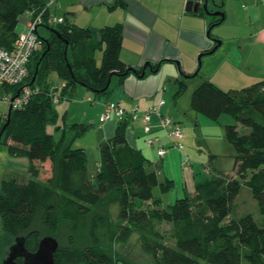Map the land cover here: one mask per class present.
<instances>
[{
  "label": "trees",
  "instance_id": "obj_1",
  "mask_svg": "<svg viewBox=\"0 0 264 264\" xmlns=\"http://www.w3.org/2000/svg\"><path fill=\"white\" fill-rule=\"evenodd\" d=\"M47 1L0 0V48L12 47L21 16L32 18L44 9L36 26L42 45L31 54L25 79L33 92L25 105L11 109L6 124L7 111L0 112V145L10 155L25 156L30 173L26 183L10 179L3 184L8 196L7 200L0 196L5 233L26 232L27 246L34 250L39 239L30 228L40 213L53 235L62 224L75 231L86 229L83 243L58 247L55 264H131L110 243L123 242L133 232L152 264H264V222L255 218L264 215V81L222 90L205 79L191 92V108L197 113L214 120L222 114L234 119L235 123L225 125V137L235 150V175L211 176L196 183L192 193L162 206L153 189L166 193L173 183L159 181L151 161L129 145L127 121H117L113 134L99 145L100 160L93 174L87 172L85 150L72 146L87 126L67 123L63 115L56 123L59 111L51 99L52 74L65 83L60 101L70 98L77 86L92 91L94 100L108 101L128 75L141 72L142 66L119 58L122 24L104 25L96 34L63 16L62 22L48 23L53 14ZM220 11L218 15L200 11L208 29L224 20ZM97 50L101 51L98 64ZM160 63H150L144 76L157 71ZM184 86L182 80L178 82L174 97ZM20 87L0 90L16 94ZM49 124H54L53 133L47 131ZM237 124L249 131L240 133ZM46 161L50 174L42 179L39 165ZM243 186L249 188L255 208L235 215L234 200ZM111 206L116 207L114 223ZM158 224L169 229L160 230Z\"/></svg>",
  "mask_w": 264,
  "mask_h": 264
},
{
  "label": "rangeland",
  "instance_id": "obj_2",
  "mask_svg": "<svg viewBox=\"0 0 264 264\" xmlns=\"http://www.w3.org/2000/svg\"><path fill=\"white\" fill-rule=\"evenodd\" d=\"M212 2H214V6L217 3L223 4L222 7L226 18L220 23V28L224 30L226 36H232L233 38L227 37L214 52L203 54L200 57L199 68L195 75L189 78L180 77L185 86L177 98L172 96L178 88V83L172 79V75L175 74H164L167 79L164 86L165 90H162L164 93L161 96L167 101L168 107L174 108L173 111L175 113L180 110L179 115L181 118L179 119L183 132L182 141L190 155L191 167L194 166V182H192V178H189L188 182V185L192 186L194 183L204 181L211 176L221 174L235 175V150L226 140L225 125L227 122L224 119L228 118L234 123L235 121L228 114H222L218 119L214 120L203 114L196 113L191 108V92L201 83L202 77L217 79L225 90L229 88L239 90L255 81H264V38L261 40L258 38L260 31L264 30V0H210L209 4L211 5ZM236 7L239 8V18H237ZM97 11V7L85 8L80 0H53L50 3V12L53 15L56 17L63 16L71 23L83 27L96 25L97 18H101V13H97ZM22 26L23 24L20 21L17 30H21ZM23 29H26V27ZM210 33L213 34L211 29ZM213 38L215 37L213 36ZM96 61L99 63L100 59L96 57ZM51 78L54 82H57L56 84L59 85L61 83L54 74L51 75ZM173 86H175L174 89ZM80 88L82 89L75 90L70 98L63 99L56 104L59 111L56 123L61 121V115L64 113L67 123H82L87 126L83 134L75 138L74 145L85 149L87 172L92 174L100 160L99 145L104 140L102 139L104 129L102 128V123L98 122L103 101H91L90 99L94 97L93 93L91 91L86 92L85 90L87 89L83 87ZM3 91L0 90V98L3 95ZM8 106V102L0 100V112H6ZM169 115L176 117L173 113ZM111 120L115 121V119ZM111 120L108 122H111ZM53 128L54 124H49L47 131L53 133ZM237 129L240 133L249 131L248 127L241 124H237ZM55 137L57 138V133H55ZM39 168L40 178L44 179L49 176V161L40 164ZM183 173L185 174V171ZM29 177L27 158L25 156L10 155L0 145V196L3 197V200L8 199V196L3 191L4 182L13 179L17 183H26ZM164 177L162 173L157 175L160 181H164ZM184 179H186L185 175ZM153 194L161 196L162 206L171 203L177 197H181L178 189L175 188L169 192L160 193L156 187L153 189ZM254 208L255 201L251 196V192L249 188L243 186L234 200L233 214L240 215ZM115 213L116 207L111 206L110 216L112 223L116 220ZM255 218L258 222H264V215L256 214ZM157 226L160 230L169 229L167 224H158ZM31 231L37 233L38 239L52 235L56 238L59 249L83 243L87 233L86 229L79 228L75 231L70 228L69 224H62L58 227V234L53 235L43 224L41 213L35 217L30 228ZM18 235L27 236V233L23 232ZM13 241L14 236L5 233L3 219L0 215V259L5 257V253ZM110 247L120 258H124L131 264H152L151 257L142 249L138 235L135 232L131 233L123 242L110 243Z\"/></svg>",
  "mask_w": 264,
  "mask_h": 264
},
{
  "label": "crops",
  "instance_id": "obj_3",
  "mask_svg": "<svg viewBox=\"0 0 264 264\" xmlns=\"http://www.w3.org/2000/svg\"><path fill=\"white\" fill-rule=\"evenodd\" d=\"M80 1L85 8L97 7V13H101V18H97V23L95 26H86L96 34L98 30L104 25H112L115 23L122 24V36L119 50V58L122 62L132 66L141 67L145 62L154 63L161 61L158 70L155 72H147L143 77H139L134 73L128 75L123 83L117 86L116 89L110 94V99H120L126 108L138 106V113L126 129V139L129 145L139 149L142 154L151 161V167L156 168L157 175L162 173L165 176V179L172 181L173 187L169 191L174 188L178 189L181 196L192 193L195 184L201 181L194 183L193 186L188 185L189 178H192V182H194L195 179L193 176L194 166L191 168H186L181 164L185 156H190L188 151L185 149L184 144L181 150L174 147L168 148L162 157L157 156L155 147L148 146L146 143L147 135H145L143 132L141 115L143 111L156 104L159 99H163L161 98L162 94L164 93L162 90H165L164 86L167 79L164 74H175L172 75V79L177 83L182 80L180 77H184L183 74H196L199 68L198 56L201 53L208 54L206 52L216 44V40L219 39L221 45L227 37H233L228 35L226 36L224 30L220 28V23L208 29V21L204 14L200 12L201 10L204 11L201 7L203 0H194L200 2V7L196 11H187L185 9L187 0ZM209 1L210 0L207 1V5L210 11L224 10L222 3L221 7H218V3L214 6V2H212L211 7ZM236 14L237 18H239L238 7H236ZM225 18L226 15L224 12V20ZM20 21L22 22L23 26L21 30H18L19 32L24 30L23 28L26 27L28 17L21 16L19 18V22ZM210 29L213 31V34L210 33ZM213 36L217 39L213 38ZM258 38L260 40L264 38V30L260 31ZM94 55L95 60L96 57L100 59L101 51L97 50ZM205 79L210 80L217 87L225 90L217 79H213V77L212 79L211 77H202L201 80L203 81ZM53 83L58 85L56 84L57 82L53 81ZM80 87L85 88L84 86H77L75 90L82 89ZM174 87L175 86H173V89ZM85 91L87 92L90 90L87 89ZM175 92L172 95L173 97ZM177 97L178 96L174 98ZM90 100L96 101L92 98ZM163 100L164 104L160 107V112L163 115H167L169 117H171L169 114H175L176 117L172 116L171 118L180 125V110H177L175 113L173 111L174 108L168 107L167 101L165 99ZM98 101H103L104 105L105 99L99 98ZM101 112H99V115ZM62 115L61 117L63 121L67 122L65 119V114L62 113ZM198 119L201 120L199 117ZM224 120L227 122V124L233 123V121L231 122L228 118H225ZM108 121L102 123V128L104 130L102 135L103 137H101L104 140L113 134L117 124L116 120H111V122ZM151 123L153 127L151 128L150 136L158 137L160 139V143L166 142L164 133L156 126L157 118L155 115L151 116ZM179 140L183 143L182 138ZM74 141L72 146L75 147L76 145H74ZM204 170L207 171L206 168H204ZM183 171H185V174ZM183 174L185 175L186 179H184Z\"/></svg>",
  "mask_w": 264,
  "mask_h": 264
},
{
  "label": "built area",
  "instance_id": "obj_4",
  "mask_svg": "<svg viewBox=\"0 0 264 264\" xmlns=\"http://www.w3.org/2000/svg\"><path fill=\"white\" fill-rule=\"evenodd\" d=\"M52 1L48 0L47 6H50ZM43 11L44 9L32 18L28 17L26 29L18 33L10 49L0 48V88L21 84L16 94L3 92L0 98V100L8 102L11 105V109L20 108L25 105L33 92V89L25 84V79L28 76L27 65L30 56L35 50L41 48L42 45V39L36 33V26L41 23ZM62 21L63 18L61 16H50L47 18L48 23ZM64 85L65 83L61 82L53 88L55 90L51 94L53 103L56 104L60 101L59 92ZM163 104L164 100L159 99L156 104L143 111L141 115L143 132L147 135L146 143L148 146L155 147L156 154L159 157H162L168 148L174 147L179 150L183 148V143L179 140L183 136L182 129L171 117L163 115L160 112V107ZM138 111V106L126 108L120 99H110L104 102V109L100 113L98 120L100 123H104L110 119H115L116 121H127L130 124ZM152 115H155L157 118V128L161 129L164 133V137L166 138V142L164 143H160L158 137L150 136L151 128L153 127L151 123ZM181 164L183 167L191 168L192 162L188 156H185Z\"/></svg>",
  "mask_w": 264,
  "mask_h": 264
},
{
  "label": "water",
  "instance_id": "obj_5",
  "mask_svg": "<svg viewBox=\"0 0 264 264\" xmlns=\"http://www.w3.org/2000/svg\"><path fill=\"white\" fill-rule=\"evenodd\" d=\"M208 0H203V3L201 4V7L204 11L208 13L213 14H222L219 10L210 11L207 5ZM200 7L199 1L194 0H187L185 9L187 11H196ZM220 45V41L216 40V44L208 50L206 53H212L215 51V49ZM203 53H201L198 56L199 64H200V57ZM141 72L138 74L139 77H143L145 74L146 67L151 69L150 62H145L142 66ZM35 75H33L34 79ZM11 111V105L9 104L7 109V116L5 124L9 120V114ZM58 249V242L55 237L51 235L43 236L38 240L37 248L35 251H28L24 246V237L23 236H17L15 238L14 243L10 247V252L6 259L2 261V264H18L15 261V258L17 256H23L22 264H55V258L54 253Z\"/></svg>",
  "mask_w": 264,
  "mask_h": 264
},
{
  "label": "flooded vegetation",
  "instance_id": "obj_6",
  "mask_svg": "<svg viewBox=\"0 0 264 264\" xmlns=\"http://www.w3.org/2000/svg\"><path fill=\"white\" fill-rule=\"evenodd\" d=\"M17 236H23V237H24V246H25V248H26L28 251H32V252L35 251V249H36L37 247H36L34 250H31V249L28 248V246H27V242H26V240H27V236H26V235H16V236H14V241H15V238H16ZM14 241H13V243H14ZM13 243H12V244H13ZM12 244L9 245V247H8L6 253H5V257L2 258V259H0V264H2V261H3L4 259L7 258L8 254H9V252H10V247H11ZM0 258H1V256H0ZM15 261H16L18 264H22L23 256H17V257L15 258Z\"/></svg>",
  "mask_w": 264,
  "mask_h": 264
}]
</instances>
